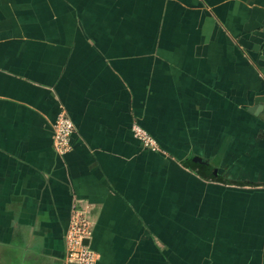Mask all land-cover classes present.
<instances>
[{
  "label": "crops",
  "instance_id": "obj_1",
  "mask_svg": "<svg viewBox=\"0 0 264 264\" xmlns=\"http://www.w3.org/2000/svg\"><path fill=\"white\" fill-rule=\"evenodd\" d=\"M73 208L95 264H264V0H0V264Z\"/></svg>",
  "mask_w": 264,
  "mask_h": 264
},
{
  "label": "built area",
  "instance_id": "obj_2",
  "mask_svg": "<svg viewBox=\"0 0 264 264\" xmlns=\"http://www.w3.org/2000/svg\"><path fill=\"white\" fill-rule=\"evenodd\" d=\"M53 143L59 154H66L71 149V136L75 124L68 112L62 109L54 124ZM133 131L143 145L153 150L159 149L157 140L138 123H134ZM92 235V225L88 217L80 209L73 208L68 230L65 234L66 253L62 264H95L98 254L85 241Z\"/></svg>",
  "mask_w": 264,
  "mask_h": 264
},
{
  "label": "water",
  "instance_id": "obj_3",
  "mask_svg": "<svg viewBox=\"0 0 264 264\" xmlns=\"http://www.w3.org/2000/svg\"><path fill=\"white\" fill-rule=\"evenodd\" d=\"M89 240H86L85 242L88 243Z\"/></svg>",
  "mask_w": 264,
  "mask_h": 264
}]
</instances>
